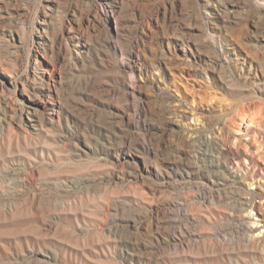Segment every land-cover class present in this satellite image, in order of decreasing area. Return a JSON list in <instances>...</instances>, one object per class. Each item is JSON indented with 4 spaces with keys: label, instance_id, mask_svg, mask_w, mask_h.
I'll use <instances>...</instances> for the list:
<instances>
[{
    "label": "rangeland",
    "instance_id": "1",
    "mask_svg": "<svg viewBox=\"0 0 264 264\" xmlns=\"http://www.w3.org/2000/svg\"><path fill=\"white\" fill-rule=\"evenodd\" d=\"M250 204L264 0H0V264H264Z\"/></svg>",
    "mask_w": 264,
    "mask_h": 264
},
{
    "label": "bare ground",
    "instance_id": "2",
    "mask_svg": "<svg viewBox=\"0 0 264 264\" xmlns=\"http://www.w3.org/2000/svg\"><path fill=\"white\" fill-rule=\"evenodd\" d=\"M74 57H79V54L76 52V55H75V53L73 52V54L71 55V59H72V61L74 60ZM206 144H207V145H210V142L206 140ZM251 195H252V193H251ZM245 202H246V201H245ZM243 203H244V202H243ZM248 203H249V202H248ZM244 204H246V203H244ZM250 205H251V208H252L253 210L257 211V214H256V215H257V216L260 215L261 219H263V218H264V211H263V209H262V206H259V205H256V204H250ZM241 228H242L243 230H245V231H249V228L244 227V225H242ZM244 241L248 242L249 245H250L251 247H253V248H255L256 246H258V244H259L258 240L255 239L254 237H251L250 239H246V238H245Z\"/></svg>",
    "mask_w": 264,
    "mask_h": 264
}]
</instances>
